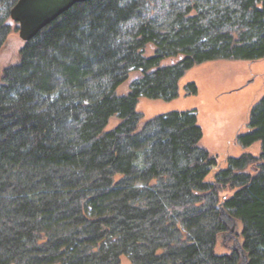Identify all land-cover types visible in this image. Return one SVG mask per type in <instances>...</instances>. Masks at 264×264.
<instances>
[{"label": "trees", "instance_id": "1", "mask_svg": "<svg viewBox=\"0 0 264 264\" xmlns=\"http://www.w3.org/2000/svg\"><path fill=\"white\" fill-rule=\"evenodd\" d=\"M17 1L0 0V53L18 42L0 72V264H239L220 204L264 264V96L237 136L261 151L224 166L194 112L138 129L136 111L198 64L263 59L264 0H87L28 42Z\"/></svg>", "mask_w": 264, "mask_h": 264}, {"label": "rangeland", "instance_id": "2", "mask_svg": "<svg viewBox=\"0 0 264 264\" xmlns=\"http://www.w3.org/2000/svg\"><path fill=\"white\" fill-rule=\"evenodd\" d=\"M17 46L18 42L12 39V43L1 51L0 72L10 63H15L16 51L13 54L10 51L16 50ZM192 85L195 92H192ZM128 90L129 82H126L117 89V93L125 95ZM263 96L264 58L257 61L223 59L204 62L186 71L179 81L178 95L173 100L139 99L136 106L140 114L138 129L158 115L194 112L202 130L199 147L215 158L219 166H224L229 157H239L244 151L258 156L261 151L260 142L245 149L238 143L237 136L250 130V112ZM117 122V118L112 117L107 130ZM235 237L238 239L237 235ZM223 242L231 248L235 245L233 238ZM119 264L132 263L123 256Z\"/></svg>", "mask_w": 264, "mask_h": 264}, {"label": "water", "instance_id": "3", "mask_svg": "<svg viewBox=\"0 0 264 264\" xmlns=\"http://www.w3.org/2000/svg\"><path fill=\"white\" fill-rule=\"evenodd\" d=\"M84 1L87 0H18L10 10V17L18 24L20 39L28 42L40 30L49 25L74 4ZM219 218L227 230L223 238L234 239L235 245L233 247L239 253V264H246L247 255L235 237L238 223L228 210L225 209L223 204H220L219 207Z\"/></svg>", "mask_w": 264, "mask_h": 264}]
</instances>
